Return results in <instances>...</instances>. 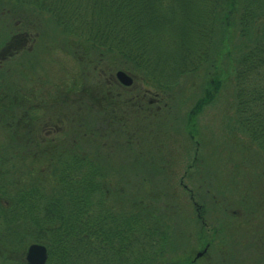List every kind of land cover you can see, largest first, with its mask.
Listing matches in <instances>:
<instances>
[{
    "label": "rangeland",
    "instance_id": "1",
    "mask_svg": "<svg viewBox=\"0 0 264 264\" xmlns=\"http://www.w3.org/2000/svg\"><path fill=\"white\" fill-rule=\"evenodd\" d=\"M132 2L133 24L139 36V51L144 57L140 55L138 64L142 63L139 67L143 70L142 81L124 72L132 80L128 88L116 78V73L121 72L119 67H123L118 64L123 62L128 66V62L113 58L100 48H87V44L78 40L74 45L76 37L65 30L68 19L64 21V28L44 13L27 14L24 8H15L12 13L0 10V51L3 52L0 68L4 64L8 70L6 63L12 62L22 64L24 70L29 67L25 79L16 87L18 97L25 102L11 114L15 115L13 127L17 131L13 135L12 130H0V178L5 177L6 167L10 171L9 161H18L12 154L20 155L19 160L26 159L23 156H28V142L23 140L24 136L28 129L34 131L38 127L45 141L35 144L43 150L53 146L51 152L55 146L64 148L63 151L78 149L90 157L96 150L99 159H95L107 170L105 186L112 192L105 200L121 209L130 208L135 207L131 189L138 186L139 173L129 166L135 154L144 166L150 165L160 172L153 173L160 180L153 179L152 185L144 184L138 191L144 197L156 198L148 201V209H158L169 217L165 215L161 222L170 230V241L159 252L161 257L157 264H259L258 259L264 254V159L248 141L240 148L233 144V139L239 144L244 136L232 129L224 130L223 125L227 126L226 122L233 119V111L226 97L221 98V93L219 103L212 109L214 103L205 108L196 126H184L186 116L202 95L203 81L211 78L210 75L205 77L206 67L177 80L182 70L198 61L199 52L207 50L204 33L210 31L208 4L203 0ZM58 7L64 8L61 4ZM112 10L118 13L119 24L123 22V10ZM112 16L110 11L102 20L107 18L104 22L107 23ZM23 28L32 35H26ZM224 36H229L233 46L239 43L245 46V40L239 38L236 22L226 27ZM14 42L10 48L9 44ZM11 57L14 60H8ZM219 65L223 70L228 66V59H222ZM149 76L156 85H148L145 78ZM113 81L126 91L118 90L120 87L114 86ZM109 94L113 100L106 98ZM98 99L99 107L93 102H99ZM74 101L81 102V111L71 107ZM76 109L84 112L80 119ZM91 110L93 113L86 118ZM122 111L127 114L119 118ZM9 112L11 109H7L6 114ZM83 118L84 127H92L93 138H84L82 131L76 128L80 123L83 125ZM197 127L200 132L195 141L199 142L200 149L195 152V147L185 138L189 129ZM229 153L232 159L227 157ZM108 160L115 172L109 166L107 169ZM26 162L31 163L28 159ZM44 164L47 177H42L39 183L41 188L50 190L59 166L53 156ZM189 164L191 167L187 170ZM207 172L211 178L206 176ZM9 175L13 176V172ZM119 180L124 181L119 183ZM165 183L167 186L163 189ZM178 211L184 215L181 219ZM156 214L153 215L159 222ZM193 214L199 218L198 223L193 220ZM207 242L211 248L205 253ZM49 246L51 250L54 247ZM75 264L97 263L84 259Z\"/></svg>",
    "mask_w": 264,
    "mask_h": 264
},
{
    "label": "trees",
    "instance_id": "2",
    "mask_svg": "<svg viewBox=\"0 0 264 264\" xmlns=\"http://www.w3.org/2000/svg\"><path fill=\"white\" fill-rule=\"evenodd\" d=\"M203 1L209 8L210 31L204 33L205 44L208 43L206 47L204 44V47L207 50L200 51L198 61L195 60L187 70H182L177 80L181 81L188 75L187 73L195 74L199 69L204 70L206 67L208 72L205 77L210 75L211 78L203 81L202 95L191 108V114L186 116L184 126H196V121L205 108L213 103L210 109L214 108L213 106L219 103L218 96L222 95L221 98L226 97L233 111V119L226 122L227 126L223 125L224 130L232 129L234 133L241 132L244 136V141L237 144L238 142L233 139V144L240 148L248 141L257 147L259 155L264 159V0ZM132 3V0H0V10L12 13L15 8H24L27 14L44 13L51 17L56 25L64 28V21L67 22L68 19L69 24L66 23L68 30H65L76 37L74 45L81 41L87 44V48H100L108 52L109 56L128 62L127 64L132 67L124 66L123 62H120L118 65L123 67H119V71L130 72L134 80L142 81L143 70L139 68L142 63L139 66L138 64L141 62L140 55L141 58L144 56L139 51V36L133 24L135 15ZM59 4L64 8H59ZM116 8L123 10L125 16L120 24L118 13L112 10ZM110 11L113 16L104 23L107 18L102 19L105 14L109 15ZM99 21H103L104 24ZM234 22L237 23L239 38L245 40V46L239 42L238 46H233L229 36H224L226 27ZM24 30L25 28L22 29ZM29 32L27 30L25 34L32 35ZM25 34L23 33L24 36ZM251 37L253 38L249 41ZM9 45L11 48L15 42ZM0 54L3 52L0 51ZM222 59H228V66L223 70L219 65ZM11 64H14L13 67H10ZM11 64L6 63L8 70L4 64L0 68V130L4 129L7 132L12 130L14 135L17 129L13 127L15 115L11 114L25 104L18 97L16 87L23 78L25 79L29 67L24 70L22 64L14 62ZM112 78L114 79V75ZM145 81L148 85H156L150 76L146 77ZM111 83L120 87L118 90L126 91L116 81ZM10 95L14 97H9ZM106 98L112 99L110 94ZM160 98L163 100L164 97L161 95ZM98 101L93 100L99 107L101 101L99 99ZM127 101V104H130V99L127 98ZM114 106L116 108L117 104ZM71 107H78L81 111L82 104L80 101H74ZM98 107L96 109H99ZM106 107L109 108L108 103ZM7 109H11L12 112L6 114ZM80 111L77 110L78 119L84 114ZM122 112L119 118L127 114L126 111ZM91 113L93 110L86 118L90 117ZM79 122L80 120L76 123ZM76 128L82 131L84 138H93L92 127H84V118L83 125L80 123V127ZM199 132L198 127L189 129L186 138L184 136L185 140L195 147V152L200 149L199 142L195 141ZM23 140L28 142L26 152L29 156L23 157L31 163L28 164L26 159L19 160L20 155L12 154V157L18 160L15 163L8 162L13 176L9 175L10 171L6 167L5 177L0 178V264H26L25 251L32 244L46 248L48 257L45 264H75V261L84 262V259L95 260L97 264H157L161 257L159 252L165 249L167 242L170 241V230L161 222L168 214L159 213L158 209H148V201H155L156 198L138 194L144 184L152 185L153 179L160 180L153 174L160 173L157 168L144 166V162L139 160L137 155H132L133 160L129 161V166H132L139 175L138 186H134L130 194L137 208L124 206L121 209L105 200L110 198L112 192L105 186L107 170H104L95 159H99L96 150L95 155L91 157L78 149L63 151L64 148L61 150L55 146L59 151L57 153L55 149L52 150L54 152L50 151L53 146L43 150L41 146L35 144V142L42 144L45 141L38 127H35L34 131L28 129ZM135 140L136 134L133 141ZM52 153L54 154L51 155ZM51 156L57 159L59 168L55 169L54 183L49 190L41 188L39 182L42 181V177H47L44 162ZM227 157L232 159L230 153ZM64 162L65 166L62 164ZM108 163L109 160L106 162L107 169H112ZM202 164L199 170L203 167ZM67 165L69 166L66 167ZM189 167L190 164L187 170ZM112 170L115 172V169ZM203 171L204 169L200 170L201 173ZM206 176L211 178L208 172ZM123 181L119 180V183ZM166 186L165 183L163 189ZM221 190L224 191V188ZM248 199L250 201V198ZM153 214L160 218L159 222ZM177 215L179 219L184 216L180 211ZM195 215L193 214V217ZM193 220L198 223L199 218L196 216ZM49 244L54 246L52 250ZM210 248L209 242L204 244L205 253ZM256 254L257 258L258 252ZM258 260L259 264H264V254Z\"/></svg>",
    "mask_w": 264,
    "mask_h": 264
},
{
    "label": "water",
    "instance_id": "3",
    "mask_svg": "<svg viewBox=\"0 0 264 264\" xmlns=\"http://www.w3.org/2000/svg\"><path fill=\"white\" fill-rule=\"evenodd\" d=\"M116 78L126 87L130 86L132 83V80L123 72H117ZM46 260L47 254L43 246L32 245L28 248L26 253L27 264H45Z\"/></svg>",
    "mask_w": 264,
    "mask_h": 264
}]
</instances>
